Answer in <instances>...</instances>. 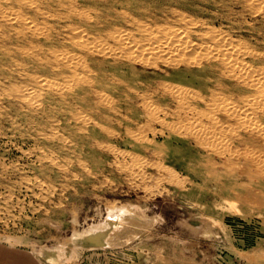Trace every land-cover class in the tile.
Masks as SVG:
<instances>
[{"label": "rangeland", "instance_id": "rangeland-1", "mask_svg": "<svg viewBox=\"0 0 264 264\" xmlns=\"http://www.w3.org/2000/svg\"><path fill=\"white\" fill-rule=\"evenodd\" d=\"M0 8V264H264V0Z\"/></svg>", "mask_w": 264, "mask_h": 264}, {"label": "bare ground", "instance_id": "bare-ground-1", "mask_svg": "<svg viewBox=\"0 0 264 264\" xmlns=\"http://www.w3.org/2000/svg\"><path fill=\"white\" fill-rule=\"evenodd\" d=\"M251 3V2H250ZM252 4V3H251ZM250 4V5H251ZM254 4H256V2L254 3ZM253 4V5H254ZM251 7V6H250ZM257 7V6H256ZM252 8V7H251ZM258 8V7H257ZM256 8V9H257ZM1 9V8H0ZM245 9V8H244ZM160 10V9H159ZM3 11H5V10H3ZM77 11V10H76ZM75 11V12H76ZM72 12H74L73 10H72ZM6 13V12H5ZM7 13H8V11H7ZM156 14V13H155ZM11 15V14H10ZM129 15V14H128ZM55 16V15H54ZM88 16V15H87ZM154 16V15H153ZM6 19V18H5ZM7 23V22H6ZM15 23V22H14ZM46 24V23H45ZM130 24V23H129ZM248 25V24H247ZM39 26V25H38ZM242 26H243V24H242ZM249 27V26H248ZM25 28V27H24ZM27 28H29V27H27ZM257 28V27H256ZM42 29V28H41ZM258 29V28H257ZM12 30V29H11ZM18 30H21V29H18ZM206 30V29H205ZM210 30H212V29H210ZM10 31V30H9ZM197 31V30H196ZM259 31V30H258ZM20 32H22V31H20ZM74 32V31H73ZM203 32H204V30H202V34L201 33H199V34H201V36L203 35ZM253 32V31H252ZM260 32V31H259ZM13 33V32H12ZM35 33V32H34ZM123 33V32H122ZM209 33V32H208ZM212 33V32H211ZM258 33V32H257ZM261 33H262V30H261ZM36 34V33H35ZM44 34V33H43ZM42 34V35H43ZM210 34V33H209ZM213 34V33H212ZM37 35V34H36ZM41 35V34H40ZM68 35V37H70L69 36V34H67ZM72 35H74V34H72ZM45 36V35H44ZM47 36V35H46ZM45 36V37H46ZM127 36V35H126ZM168 36V35H167ZM204 36V35H203ZM65 37H66V35H65ZM67 37V38H68ZM211 37H213V36H211ZM257 37V36H256ZM13 38V37H12ZM48 38V37H47ZM114 38V37H113ZM6 40H7V38H5ZM46 39V38H45ZM204 39V38H203ZM206 39H207V37H206ZM211 39V38H210ZM14 40H15V38H14ZM125 40V39H124ZM195 40V39H194ZM20 41V40H19ZM18 41V42H19ZM28 41H31L30 39L28 40ZM39 41V40H38ZM117 41V40H116ZM119 42V41H118ZM259 42V41H258ZM261 42V41H260ZM260 42H259V44H260ZM262 42H263V40H262ZM51 43V42H50ZM50 43H48V44H50ZM57 44V43H56ZM124 44V43H123ZM39 45H42V43L41 44H39ZM25 46V45H24ZM42 47V46H41ZM40 47V48H41ZM62 47V46H61ZM112 47V46H111ZM203 47V46H202ZM250 48V47H249ZM6 49V48H5ZM17 49V48H16ZM49 49H51V48H49ZM126 49V48H125ZM129 49V48H128ZM226 49V48H225ZM231 49V48H230ZM233 49V48H232ZM3 50V49H2ZM18 50V49H17ZM22 50V49H21ZM38 51H39V49H37ZM226 50H228V49H226ZM2 52V51H1ZM28 52V51H27ZM167 52V51H166ZM232 52V51H231ZM25 53V52H24ZM252 53V52H251ZM233 54V53H232ZM260 54V53H259ZM47 55V54H46ZM99 55V54H98ZM166 55H167V53H166ZM247 55V54H246ZM26 56V55H25ZM132 56V55H131ZM159 56H160V54H159ZM202 56V55H201ZM228 56L229 57H231L229 54H228ZM233 56V55H232ZM258 56V55H257ZM263 56V55H262ZM109 57V56H108ZM170 57V56H169ZM225 57V56H224ZM244 57V56H243ZM264 57V56H263ZM1 58V57H0ZM26 58V57H25ZM125 58V57H124ZM135 58V57H134ZM133 58V59H134ZM208 58V57H207ZM220 58V57H219ZM232 58V57H231ZM235 58V57H234ZM238 58V57H237ZM5 59H6V57H5ZM18 59V58H17ZM165 59V58H164ZM202 59V58H201ZM224 59H226V57L224 58ZM26 60V59H25ZM156 60V59H155ZM160 60V59H159ZM168 60V59H167ZM167 60H165V62L167 61ZM244 60V59H243ZM254 60H255V58H254ZM202 61V60H201ZM246 61V60H245ZM16 62V61H15ZM32 63V62H31ZM226 63V62H225ZM2 64V63H1ZM33 64H35L34 63V61H33ZM58 64V63H57ZM168 64V63H167ZM170 64V63H169ZM173 64V63H172ZM181 64V63H180ZM16 65V64H15ZM139 65V64H138ZM181 65H183V64H181ZM195 65V64H194ZM197 65H198V63H197ZM206 65V64H205ZM208 65V64H207ZM19 66V65H18ZM28 66V65H27ZM38 66V65H37ZM46 66V65H45ZM61 66H63V65H61ZM140 66V65H139ZM163 66V65H162ZM165 66V65H164ZM178 66V65H177ZM227 66V65H226ZM14 67V66H13ZM89 67V66H88ZM200 67V66H199ZM202 67V66H201ZM207 67V66H206ZM19 68V67H18ZM27 68V67H26ZM55 68V67H54ZM158 68H159V66H158ZM30 69V68H29ZM39 69V68H38ZM46 69H47V67H46ZM91 69V68H90ZM161 69V68H160ZM204 69H205V67H204ZM203 69V70H204ZM211 69V68H210ZM222 69H224V68H222ZM25 70H27V69H25ZM92 70V69H91ZM90 70V71H91ZM162 70V69H161ZM214 70V69H213ZM216 70H217V68H216ZM24 71V70H23ZM29 71V70H28ZM48 71V70H47ZM53 71H55V69H53ZM163 71V70H162ZM187 71V70H186ZM195 71H197V69L195 70ZM199 71H202V70H199ZM240 71V70H239ZM22 72V71H21ZM20 72V73H21ZM45 72V71H44ZM43 72V73H44ZM116 72H118V71H116ZM203 72V71H202ZM208 72H211V71H209L208 70ZM226 72V71H225ZM235 72H237V70L235 71ZM8 73V72H7ZM28 73V72H27ZM34 73V72H33ZM72 73V72H71ZM90 73V72H89ZM201 73V72H200ZM204 73V72H203ZM244 73V72H243ZM263 73V72H262ZM34 74H36V73H34ZM34 74H33V77H34ZM123 74V73H122ZM194 74V73H193ZM196 74V73H195ZM219 74H220V72H219ZM20 75V74H19ZM22 75V74H21ZM44 75V74H43ZM197 75H199V74H197ZM201 75V74H200ZM12 76V75H11ZM75 77V76H74ZM74 77H73V80H74ZM218 78V77H217ZM11 79V78H10ZM132 79V78H131ZM136 79V78H135ZM234 79V78H233ZM30 80V79H29ZM72 80V81H73ZM96 80V79H95ZM106 80V79H105ZM105 80H104V82H105ZM134 80V79H133ZM13 81V80H12ZM187 81V80H186ZM203 82V81H202ZM106 83V82H105ZM159 83V82H158ZM210 83V82H209ZM225 83V82H224ZM185 84V83H184ZM208 84V83H207ZM243 84V83H242ZM31 85V84H30ZM101 85H103V84H101ZM110 85H112V84H110ZM41 86V85H40ZM106 86V85H105ZM120 86V85H119ZM34 87V86H33ZM108 87V86H107ZM111 87V86H110ZM109 87V88H110ZM136 87V86H135ZM168 87V86H167ZM179 87V86H178ZM203 87V86H202ZM246 87V86H245ZM98 88V87H97ZM138 88V87H137ZM195 88V87H194ZM200 88V87H199ZM207 88V87H206ZM233 88V87H232ZM136 89V88H135ZM236 89V88H235ZM99 90V89H98ZM97 90V91H98ZM150 90V89H149ZM167 90V89H166ZM165 90V91H166ZM169 90V89H168ZM189 90V89H188ZM228 90H230L229 88H228ZM232 90V89H231ZM234 90V89H233ZM95 91H96V89H95ZM94 91V92H95ZM96 91V92H97ZM104 91V90H103ZM109 91H111V90H109ZM137 91V90H136ZM244 91V90H243ZM11 92V91H10ZM60 92V91H59ZM108 92V91H107ZM156 92V91H155ZM191 92V91H190ZM197 92V91H196ZM248 92V91H247ZM154 93V92H153ZM185 93V92H184ZM187 93V92H186ZM241 93H244V92H241ZM59 94V93H58ZM150 94V93H149ZM163 94V93H162ZM179 94H181V93H179ZM189 94V93H188ZM230 94V93H229ZM93 95V94H92ZM216 95V94H215ZM96 96H97V94H96ZM111 96V95H110ZM262 96H264V95H262ZM103 97V96H102ZM193 97V96H192ZM106 98V97H105ZM108 98V97H107ZM110 98V97H109ZM147 98V97H146ZM215 98V97H214ZM49 99V98H48ZM95 99H97V98H94V100ZM99 99V98H98ZM20 100V99H19ZM100 100V99H99ZM102 100V99H101ZM100 100V101H101ZM106 100V99H105ZM105 100H103V101H105ZM111 100V99H110ZM136 100V99H135ZM205 100V99H204ZM214 100V99H213ZM99 101V102H100ZM98 102V103H99ZM108 102V101H107ZM139 102V101H138ZM47 103H49V101L47 102ZM260 103V102H259ZM107 104H109V102L107 103ZM28 105V104H27ZM110 105V104H109ZM139 105V104H138ZM211 105V104H210ZM226 105H227V103H226ZM229 105V104H228ZM233 105V104H232ZM263 106V105H262ZM112 107V106H111ZM150 107V106H149ZM153 107V106H152ZM218 107H220V106H218ZM261 107V106H260ZM44 108V107H43ZM224 108V107H223ZM232 108V107H231ZM230 108V109H231ZM251 108V107H250ZM255 108V107H254ZM148 109V108H147ZM253 111L254 110H256V109H252ZM257 110H260V109H257ZM164 111V110H163ZM169 111V110H168ZM236 112H237V110H235ZM82 112V111H81ZM185 112V111H184ZM245 112V111H244ZM83 113V112H82ZM81 114V113H80ZM227 114V113H226ZM232 114V113H231ZM249 114H252V113H249ZM199 117V116H198ZM82 118V117H81ZM85 119V118H84ZM89 119V118H88ZM261 119V118H260ZM80 120H82V119H80ZM84 121V120H83ZM134 121V120H133ZM232 121V120H231ZM215 124V123H214ZM219 124V123H218ZM244 124V123H243ZM216 125V124H215ZM247 126V125H246ZM215 127V126H214ZM215 128H217V127H215ZM79 129V128H78ZM89 129V128H88ZM220 129V128H219ZM222 129V128H221ZM56 130V129H55ZM80 130V129H79ZM83 130V129H82ZM86 130V129H85ZM90 130V129H89ZM254 130H256V129H254ZM237 131V130H236ZM61 132V131H60ZM92 132V131H91ZM255 132V131H254ZM245 133V132H244ZM51 134V133H50ZM118 135V134H117ZM148 135V134H147ZM251 135V134H250ZM257 135H259V134H257ZM243 139V138H242ZM242 139H240V140H242ZM257 139V138H256ZM168 140V139H167ZM257 141V140H256ZM93 142H95V140L93 141ZM98 145V144H97ZM114 148H116L115 147V145H114ZM119 148H121V147H119ZM117 151V150H116ZM115 151V152H116ZM124 153V152H123ZM216 155V154H215ZM220 157V156H219ZM52 161V160H51ZM79 162V161H78ZM114 162H115V160H114ZM237 165V164H236ZM248 167V166H247ZM250 168V167H249ZM258 168V167H257ZM264 169V168H263ZM211 176V175H210ZM214 176V175H213ZM216 176V175H215ZM197 180V179H196ZM199 180V179H198ZM260 192H262V191H260ZM241 197V196H240ZM254 197H256V196H254ZM244 198V197H243ZM252 198V197H251ZM250 198V199H251ZM245 199V198H244ZM249 199V196H248V198H247V200ZM246 200V199H245ZM259 204V203H258ZM257 204V205H258ZM260 205V204H259ZM127 206L126 205H122V206H119V207H117V206H113V207H109V208H107V216H106V218H105V222H108V225L107 226H111V225H113V226H115V225H119L120 223H122V222H125L126 224L127 223H133L134 224V222H137V220H136V216L134 215V213H132V211H130V210H128L127 208H126ZM141 208V207H140ZM141 211V210H140ZM153 218V217H152ZM153 219H155V217L153 218ZM159 219V218H158ZM130 220H132V222H129ZM136 220V221H135ZM102 224H99V225H95V226H92L91 227V232L89 233V234H87V238L89 239V240H91V241H94V242H99L100 241V239H101V237L103 236V235H106V232H105V229H106V227L107 226H105V225H103V226H101ZM108 231V230H107ZM108 233V232H107ZM82 236V235H81ZM138 236V235H137ZM75 238V237H74Z\"/></svg>", "mask_w": 264, "mask_h": 264}]
</instances>
